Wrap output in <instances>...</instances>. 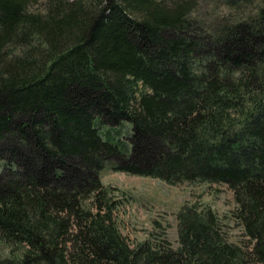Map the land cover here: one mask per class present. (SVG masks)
Masks as SVG:
<instances>
[{
  "label": "trees",
  "instance_id": "1",
  "mask_svg": "<svg viewBox=\"0 0 264 264\" xmlns=\"http://www.w3.org/2000/svg\"><path fill=\"white\" fill-rule=\"evenodd\" d=\"M197 1L0 0V264H264V0H206L225 20ZM109 160L226 184L244 239L185 204L178 247L133 245Z\"/></svg>",
  "mask_w": 264,
  "mask_h": 264
},
{
  "label": "rangeland",
  "instance_id": "2",
  "mask_svg": "<svg viewBox=\"0 0 264 264\" xmlns=\"http://www.w3.org/2000/svg\"><path fill=\"white\" fill-rule=\"evenodd\" d=\"M197 2L199 5L194 14L199 18L225 20L223 18L230 14L224 4L206 0ZM116 126L111 128L122 130L121 139L129 141L132 124L122 121ZM111 128L100 124L103 133L108 132L110 137H121V134L119 136ZM115 163L114 160L107 162L101 171V179L110 187L112 197L117 202L115 218L118 225L133 245L146 238L153 241L165 238L173 247H178V213L185 204H194L200 208L211 207L225 218L224 228L231 241L238 243L244 239L243 227L232 216L236 208L234 193L226 184L185 182L171 185L160 178L114 170ZM1 170L2 162L0 172Z\"/></svg>",
  "mask_w": 264,
  "mask_h": 264
},
{
  "label": "bare ground",
  "instance_id": "3",
  "mask_svg": "<svg viewBox=\"0 0 264 264\" xmlns=\"http://www.w3.org/2000/svg\"><path fill=\"white\" fill-rule=\"evenodd\" d=\"M224 3V2H223ZM132 131V130H131ZM117 161V160H116ZM174 185V184H173ZM112 213V212H111ZM23 249V248H22ZM15 255V254H14ZM18 256V255H17Z\"/></svg>",
  "mask_w": 264,
  "mask_h": 264
}]
</instances>
